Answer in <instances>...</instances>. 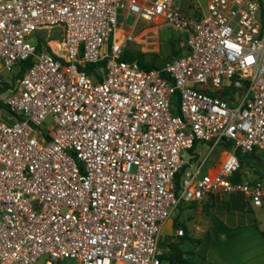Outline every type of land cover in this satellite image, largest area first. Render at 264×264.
Returning <instances> with one entry per match:
<instances>
[{
	"label": "built area",
	"instance_id": "2783aa9c",
	"mask_svg": "<svg viewBox=\"0 0 264 264\" xmlns=\"http://www.w3.org/2000/svg\"><path fill=\"white\" fill-rule=\"evenodd\" d=\"M164 24L186 54L123 59L129 43L159 53ZM5 83L0 264H162L180 204L239 193L264 205V177L234 178L237 149L264 151V2L0 0Z\"/></svg>",
	"mask_w": 264,
	"mask_h": 264
},
{
	"label": "crops",
	"instance_id": "0c3cea01",
	"mask_svg": "<svg viewBox=\"0 0 264 264\" xmlns=\"http://www.w3.org/2000/svg\"><path fill=\"white\" fill-rule=\"evenodd\" d=\"M260 151L263 150L256 151L258 156ZM180 206L177 218L186 230L182 228L189 237L200 239L197 243L188 239L181 242V249L195 264H264V229L258 222L264 214L257 210L264 205L255 206L236 193L223 200L206 196L201 202H184ZM182 212L186 213L183 220ZM173 217L174 214L168 223L172 227L169 234L178 237L176 230L181 227H173ZM197 254L198 262L194 258Z\"/></svg>",
	"mask_w": 264,
	"mask_h": 264
},
{
	"label": "rangeland",
	"instance_id": "374dc122",
	"mask_svg": "<svg viewBox=\"0 0 264 264\" xmlns=\"http://www.w3.org/2000/svg\"><path fill=\"white\" fill-rule=\"evenodd\" d=\"M189 2H185L183 4L184 7H186L188 5ZM136 21V17L134 15H128V17L126 18L124 24L125 26H133L134 23ZM141 28L140 30H142L144 27H146V29L149 28V24H146L145 22H141ZM157 36L160 43V51L159 53H157L159 55V62L163 61V60H168L169 58L172 57H177V56H182L184 54H186V48L183 46V42H184V33H182L181 31H178L174 28H172L171 26H167V25H162V27L158 30L157 32ZM57 37V36H54ZM129 47L131 49H139V45L135 44V43H130ZM149 59V57H148ZM198 151H202L203 154L202 156L205 157L208 153H210L209 155V163L213 166L219 164V162H221L222 160V148L219 147L215 150H213L212 152L210 151V146L208 145V143H200V145H198L197 147ZM260 156V160L258 161H252L248 164L245 165V172L250 176V177H262L264 174V151H260L259 153ZM181 205V204H180ZM179 205V206H180ZM175 210L174 212V217H173V222L175 219H177L178 217V213L181 209V206ZM256 210V208H255ZM257 210L259 211V213H263L264 214V207L263 208H257ZM177 215V216H176ZM186 216V213L182 212L181 215V220H183ZM261 218V217H260ZM260 218L258 219V222L261 226V228L264 229V218L260 220ZM170 220L167 222L166 226L163 229V234L160 237V246L163 249V251H167L168 250V242H170L172 240H178L179 237L177 236H171L169 234L170 230H172V227L169 226ZM174 227V226H173ZM175 228V227H174ZM172 240V241H173ZM47 255H42L37 261H35L33 264H45ZM195 260L198 262L199 261V256L194 255ZM57 264H80L78 263L76 260H65V261H60ZM163 264H169L168 261H164Z\"/></svg>",
	"mask_w": 264,
	"mask_h": 264
},
{
	"label": "trees",
	"instance_id": "16d2710c",
	"mask_svg": "<svg viewBox=\"0 0 264 264\" xmlns=\"http://www.w3.org/2000/svg\"><path fill=\"white\" fill-rule=\"evenodd\" d=\"M258 1L262 3L264 2V0H258ZM129 45L130 43L125 48L123 59L125 60L138 59L141 65L146 68L156 67L162 63V61L159 62V59H158L159 55L157 53L142 52L140 49H131ZM41 48H42V44L40 43L38 44V49H41ZM8 85H9L8 83H5L4 86L0 85V91L4 90L6 87H8ZM224 146L230 148L232 144L224 143ZM237 155L241 161L242 170L237 172L234 178L241 179L242 175H246L244 171L245 165L252 161H258L260 160V158L256 154L255 151L250 152V153H244L240 149H237ZM181 176H182V173H179L176 177L177 189L180 187ZM262 177H264V174ZM173 226L175 228H178V227H183L184 229L186 228L183 223L179 222L178 218L174 220ZM184 232H185L184 235L178 236L179 237L178 240H173V241L168 242V250L164 251L163 254L161 255L162 264L164 261H168L169 264H195L193 259L190 256H188L187 252L181 249V242L184 239H188L192 243H197L200 241V239L189 237L186 231Z\"/></svg>",
	"mask_w": 264,
	"mask_h": 264
},
{
	"label": "bare ground",
	"instance_id": "6f19581e",
	"mask_svg": "<svg viewBox=\"0 0 264 264\" xmlns=\"http://www.w3.org/2000/svg\"><path fill=\"white\" fill-rule=\"evenodd\" d=\"M54 44V43H53Z\"/></svg>",
	"mask_w": 264,
	"mask_h": 264
}]
</instances>
